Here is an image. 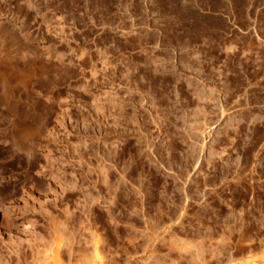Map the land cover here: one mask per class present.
I'll list each match as a JSON object with an SVG mask.
<instances>
[{"label":"rangeland","instance_id":"1","mask_svg":"<svg viewBox=\"0 0 264 264\" xmlns=\"http://www.w3.org/2000/svg\"><path fill=\"white\" fill-rule=\"evenodd\" d=\"M1 60L0 264L264 260V0H0Z\"/></svg>","mask_w":264,"mask_h":264},{"label":"bare ground","instance_id":"2","mask_svg":"<svg viewBox=\"0 0 264 264\" xmlns=\"http://www.w3.org/2000/svg\"><path fill=\"white\" fill-rule=\"evenodd\" d=\"M4 32H6L5 30H4ZM7 33V32H6ZM5 33V34H6ZM14 35V34H13ZM2 45V44H1ZM55 53V52H54ZM11 60V59H10ZM17 64V63H16ZM8 67H10V68H12V70L14 71H16V73L19 75V78L25 83V84H27L29 81H30V79L32 78V77H34V76H38L39 74H41V72L43 71V70H45L46 69V67L45 66H40L39 64H33L32 62H27L26 63V66L25 67H21V66H19V65H14V64H9V63H7V61L6 60H1L0 61V80H1V78L2 77H5L6 79H10V77H12V75L14 74L13 73V71H11V69L10 70H8L7 68ZM83 69V68H82ZM36 79H37V77H36ZM56 78H55V75L54 74H50V75H48L47 76V79H46V83H45V85H46V88L48 89V90H51V88H52V86H54V83L56 82H54V80H55ZM32 81V80H31ZM39 84V83H38ZM53 84V85H52ZM41 85V84H40ZM7 86V85H6ZM54 88V87H53ZM50 92V91H49ZM30 94V93H29ZM10 97V96H9ZM17 102H19V100L17 101ZM16 102V103H17ZM0 103H3L4 104V106H5V108H22V104H14L13 105V102L8 98V96H7V94L4 92V93H0ZM67 111V110H66ZM14 116H16V114L14 115ZM13 116V117H14ZM19 116V115H18ZM13 121V124H12V129H11V133L12 134H14L15 135V137L17 136V138H18V140H19V142L21 143V144H25L26 142H25V137L27 136V135H31L33 132L32 131H27L26 129V131H24V128H22V126H21V121H20V119L19 118H15L14 120H12ZM10 124V125H11ZM11 127V126H10ZM48 128V127H47ZM48 132H49V136H50V134H53V133H56V132H54V128L52 127V128H48ZM14 135H12V136H14ZM54 135V134H53ZM51 137V136H50ZM53 138V137H52ZM14 139V138H13ZM16 139V138H15ZM38 142V141H37ZM19 143V144H20ZM42 143V142H41ZM18 144V143H17ZM40 145H42V144H40ZM16 146V145H15ZM29 146V145H28ZM32 146V145H31ZM42 150H43V154H44V156H45V158H46V163H40V165H41V169H42V171L43 172H45V171H47L48 170V172H47V175H48V177L49 178H53L54 179V182H55V180H56V182H59V180H58V174L54 171V167H53V158L55 157H53V155L51 154V149H50V147H49V145H43L42 146ZM53 152V151H52ZM55 160V159H54ZM39 163V162H38ZM40 167V166H39ZM56 169V168H55ZM46 173V172H45ZM50 174V175H49ZM107 175V174H106ZM64 180V179H63ZM62 181V180H61ZM108 181V180H107ZM106 181V182H107ZM53 182V183H54ZM50 183H52V182H50ZM66 183V181L64 182V184ZM60 184V183H59ZM62 185H63V183H61ZM61 185V186H62ZM68 186V185H67ZM110 186V185H109ZM111 187V186H110ZM52 191H53V189H52ZM35 196V195H34ZM52 196H54V195H49V198H51L52 199ZM38 197V196H37ZM48 197V195H46L45 196V198H47ZM41 199V198H40ZM28 201V200H27ZM28 203V202H27ZM8 216V215H7ZM71 216V215H70ZM54 220V219H53ZM7 223H8V221H7ZM14 226V225H13ZM64 229V228H63ZM230 230H231V228H230ZM230 232H232V231H230ZM225 234V233H224ZM54 236V235H53ZM101 237V236H100ZM220 237V236H219ZM247 237H249V236H247ZM246 237V238H247ZM242 238V237H241ZM97 239V238H96ZM100 239V238H99ZM99 239H97V240H94V242H93V254L91 255L92 257L91 258H89L88 257V260L87 261H85V260H83V261H80V262H85V264H105V262L103 261L104 259H103V255L101 256V247H99V244L100 243H102V242H100V240ZM223 239V238H222ZM22 240V239H21ZM31 240V239H30ZM39 240V239H38ZM61 240H63L62 238H61ZM102 240V239H101ZM243 240V239H242ZM16 241V240H15ZM15 241H11L10 240V242L8 241V244H7V247H8V245H9V248H10V251L11 252H13V253H15L16 254V257H17V262L19 263L22 259H21V253H20V243H17V242H15ZM36 241V240H35ZM42 241V240H41ZM58 241H60V240H58ZM18 242H19V240H18ZM61 242V241H60ZM71 242V241H70ZM69 242V243H70ZM22 243H23V241H22ZM55 239H52V241H51V243H50V253H49V259L50 260H46L47 261V263L45 262V264H56V262H58L57 260H60V259H57V257H58V255L59 254H57V251L59 250L58 248H56V245H55ZM72 243V242H71ZM63 244V243H62ZM68 244V243H67ZM104 244V243H103ZM245 244V243H244ZM87 245V244H86ZM260 247V246H259ZM257 248V247H256ZM58 249V250H57ZM217 248H215V250H216ZM222 249V248H221ZM44 250H47V249H44ZM218 250V249H217ZM216 250V251H217ZM219 251V250H218ZM218 251L216 252V253H218ZM262 251V250H261ZM75 253V252H74ZM90 253V252H89ZM103 253H104V251H103ZM106 253V252H105ZM213 253V252H212ZM214 253H215V251H214ZM83 254H85V253H83ZM197 255V254H196ZM205 255V254H204ZM211 255H213V256H215L214 254H211ZM216 255H218V254H216ZM75 256V255H74ZM208 256V255H207ZM205 258H206V256H204ZM212 257V256H211ZM217 257V256H216ZM201 259H202V256L200 257ZM199 258V263H201L200 262V259ZM209 258V257H208ZM38 259V258H37ZM84 259H85V257H84ZM86 259H87V257H86ZM103 259V260H102ZM207 259V258H206ZM206 259H205V261H206ZM208 260V259H207ZM212 260V259H211ZM217 260H219V259H217ZM195 261V260H194ZM202 261V263L201 264H206V262L204 261V260H201ZM249 261V260H248ZM0 262L2 263L3 261H1L0 260ZM182 262V261H181ZM188 262V261H187ZM249 262H259L258 264H260V263H262V262H264V260L262 261V260H256V259H254L253 258V260H250ZM35 263V262H34ZM183 263V262H182ZM181 263V264H182ZM193 263V262H192ZM197 263V262H196ZM198 263V264H199ZM208 264H209V262H207ZM217 263V262H216ZM30 264V263H29ZM42 264V263H41ZM70 264V263H69ZM175 264V263H174ZM183 264H185V262L183 263ZM186 264H188V263H186ZM190 264V263H189ZM194 264V263H193Z\"/></svg>","mask_w":264,"mask_h":264}]
</instances>
